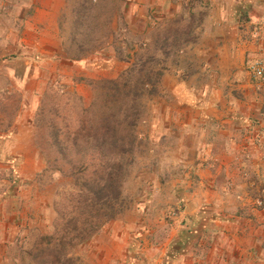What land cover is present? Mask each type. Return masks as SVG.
<instances>
[{"label": "rangeland", "instance_id": "1", "mask_svg": "<svg viewBox=\"0 0 264 264\" xmlns=\"http://www.w3.org/2000/svg\"><path fill=\"white\" fill-rule=\"evenodd\" d=\"M141 2L146 17L139 20L128 15L132 6L129 0H66L59 18L61 56L47 63L20 42L21 22L30 13V1L0 0V146L4 143V134L15 133L16 121L26 112L41 161V169L28 184H34L39 201L45 199L44 208L37 207L36 196L27 205L28 220L22 221V228L14 227L16 231L6 250L5 264H47V252L42 253L39 248L54 245L56 240L50 236H56V227L59 235L64 231L72 214V186L89 175L92 177L97 168L96 159L106 154L103 149L89 145L86 151H76L70 145L72 138H81L77 127L84 121L97 123L105 115L106 90L99 81L114 80L127 72L132 83L139 74L145 76L149 72L152 79H158L153 90L146 84L138 99L131 161L120 186L124 209L88 242L71 249L67 257L73 260L71 264H88L85 258L92 248L103 241H112L110 235L128 225L130 245L126 243V246L144 250L152 247L156 253L152 258L144 253L137 255L135 264H172L168 237L171 229L181 225L182 202L181 191L172 194L168 186L174 176L183 175L186 167L176 160L172 133L165 134L162 129L155 133L151 121L156 100L166 98L164 74L178 69L180 77L185 78L202 66L187 45L194 41L195 25L205 14L204 1L174 0L179 3L175 14L161 19L146 2ZM72 59L81 62L72 64ZM111 59L117 60L113 62V66L118 63L117 74L103 71ZM256 61L264 66L258 58L245 64L252 86L242 92L232 90L231 97L246 101L250 92L255 93L260 96V109L264 111V83L250 71V65ZM42 74L46 76L40 77ZM53 137L67 147H51ZM81 153L94 161H88L87 171L76 180L70 161L82 157ZM15 177L14 169L0 161L1 199L14 193L18 185ZM255 197L254 206L262 208L263 199L258 194ZM126 211L132 214L129 221L122 219ZM140 237L145 238L139 240ZM177 244L174 243L173 250L178 249Z\"/></svg>", "mask_w": 264, "mask_h": 264}, {"label": "crops", "instance_id": "2", "mask_svg": "<svg viewBox=\"0 0 264 264\" xmlns=\"http://www.w3.org/2000/svg\"><path fill=\"white\" fill-rule=\"evenodd\" d=\"M29 1L20 42L42 62L53 63L61 56L59 18L66 0ZM129 1L128 15L139 20L146 17L141 1L160 19L174 15L179 5L174 0ZM203 1L205 14L187 46L207 70L201 66L185 78L178 69L166 72L162 79L166 98L156 100L151 121L155 133L161 129L172 133L176 160L186 167L168 186L172 194L181 191L182 202L181 225L169 233L168 254L172 264H264V111L255 93L248 94L247 102L231 97L232 90L252 86L246 65L255 58L264 62V0ZM113 62L117 60L108 62L105 73L117 74L118 63ZM15 128V133L4 134L0 146V161L14 169L18 181L14 193L0 198V264H5L14 227L22 228V221L28 220L27 205L36 196L37 207H45L34 184H28L41 161L26 112ZM255 194L263 199L262 208L254 206ZM131 215L126 211L122 219L129 221ZM126 226L110 235L112 241L92 248L86 254L88 264H135L142 253L154 257L152 247L126 246L130 245ZM174 243H179L178 249L173 250Z\"/></svg>", "mask_w": 264, "mask_h": 264}, {"label": "trees", "instance_id": "3", "mask_svg": "<svg viewBox=\"0 0 264 264\" xmlns=\"http://www.w3.org/2000/svg\"><path fill=\"white\" fill-rule=\"evenodd\" d=\"M129 73L114 80L99 81L106 90L103 102L105 115L97 123L84 121L77 127L82 141H79L81 138H72L70 145L76 151H86L89 145L103 149L106 154L96 159L97 168L92 177L89 175L77 181L78 186H72V214L64 231L59 235L56 227V236H50L56 240L54 245L39 248L42 253L47 252V264H71L73 260L67 257L68 252L88 242L103 225L124 209L120 186L126 175V166L131 161L134 124L139 113L138 99L144 91L143 87L150 84L153 90L158 79H152L149 72L145 76L139 74L132 83ZM66 145L54 137L51 142V147L57 149H64ZM81 154L82 157L70 161L72 176L76 180L87 171L90 165L88 161L93 160L84 158L86 153Z\"/></svg>", "mask_w": 264, "mask_h": 264}, {"label": "built area", "instance_id": "4", "mask_svg": "<svg viewBox=\"0 0 264 264\" xmlns=\"http://www.w3.org/2000/svg\"><path fill=\"white\" fill-rule=\"evenodd\" d=\"M251 74L264 83V66L261 65V62H254L250 65Z\"/></svg>", "mask_w": 264, "mask_h": 264}]
</instances>
